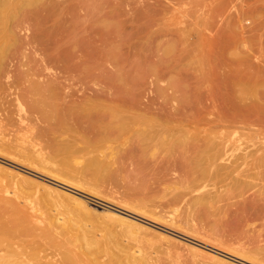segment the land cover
Here are the masks:
<instances>
[{
  "label": "rangeland",
  "instance_id": "1",
  "mask_svg": "<svg viewBox=\"0 0 264 264\" xmlns=\"http://www.w3.org/2000/svg\"><path fill=\"white\" fill-rule=\"evenodd\" d=\"M51 4L54 9L50 8ZM38 7L23 6L15 20L6 24L11 30L8 37L12 45L10 71L28 70L41 82L58 73L68 78L65 72L71 73L68 69L76 60L71 62L72 53L65 48L89 43L84 29L96 28L97 46L104 51L91 53L94 70L78 73L84 77L82 85L73 81L76 79H67L69 83L63 77L62 89L71 93L82 88L85 96L90 97L101 87L113 85L116 90L123 76L133 90L130 96L140 103L122 113V117L126 115L125 120L118 119L119 125L123 121L125 127L120 140L107 143L108 147L100 143L99 149L103 145L107 148L98 152L96 147L94 153L87 152L80 160L84 165L95 154L102 158L105 153H111V168H103L100 172L96 168H72L70 155H58L46 148L49 163L45 169L80 183L85 193L63 185L62 180H53L52 174L37 173L35 168L0 153V184L10 192H0V198L4 195L6 199H0V227L9 230L0 231V264H264V201L259 197V192H264V181L260 178L264 175V0H42L40 7L43 8ZM55 8L62 9L56 12ZM45 13L49 18L53 16L50 22ZM53 32L57 33L55 38ZM37 36H42V42L37 41ZM50 37L55 42L50 41ZM49 47L53 49H47ZM56 51L62 57L68 54L58 64H66L68 71L63 65V69H58L53 61L51 54ZM107 54L109 58L103 59ZM116 63L117 68L114 67ZM159 63L162 66L159 67ZM149 64L154 67H150L152 70ZM154 69L156 73H152ZM129 70L133 72L130 74ZM74 73L72 75H76ZM115 75H119L121 81ZM217 107L224 108L221 123H214L219 118V112L214 109ZM136 114L138 117H132ZM171 114L175 121H182V129L180 125L174 127L176 123L166 122ZM127 115L133 118L131 122ZM14 118H19L18 111ZM148 118L160 124L165 122L170 129L172 125V128H180L183 132L180 129H176L178 133L175 129L172 131L177 138L188 139L202 156L211 154L208 160L203 158L202 168H228L219 171L217 178H204L205 191L210 193L212 199L209 201L215 209L211 207L206 212L208 216L202 219L194 214L188 223L192 229L190 233L186 228L171 229L160 221L147 220L139 212L154 207L156 200L148 202L151 196L157 199L160 195L163 202L171 198L175 181L181 182L177 183L179 189L175 192L183 190L185 185L177 171L164 173L161 168H155V174L162 173L157 174L163 181L162 190L151 195L146 191L144 183L153 182L147 176L149 170L144 168V120ZM125 121L130 125L124 126ZM29 122L32 126L36 124L34 119ZM9 129L12 131L5 134L10 138L16 135L14 143L23 145L19 147L22 153L31 149L33 130L15 133L16 127ZM155 129L153 132L159 133L162 127ZM156 141H152L150 147V154L154 155L152 165L158 163L164 168L168 165L169 153L166 148L156 146ZM214 154H217L216 160H212ZM232 168L240 169L238 173L243 176L237 178V173H231ZM10 169L63 192L51 194L43 185L28 184L21 176L15 177L13 184L7 171L15 173ZM64 192L77 200L70 199ZM74 192H79L80 196ZM203 193V190L194 192L181 202L182 217L184 212L205 210L202 205L205 202L199 198ZM94 200L103 202L107 208H101L103 205L98 206ZM84 202L89 210L81 207ZM182 217L177 216V219L185 223ZM193 231H200L208 241ZM167 234L177 238V243H168L163 237ZM214 256L218 260L213 259Z\"/></svg>",
  "mask_w": 264,
  "mask_h": 264
},
{
  "label": "bare ground",
  "instance_id": "2",
  "mask_svg": "<svg viewBox=\"0 0 264 264\" xmlns=\"http://www.w3.org/2000/svg\"><path fill=\"white\" fill-rule=\"evenodd\" d=\"M41 2H42V0H0V153L12 158L13 161L25 163V164H27L26 166H28V167L31 166L32 168H35L36 169L35 171H37V173L41 172V174L42 173H44V174H47V173L48 174H52L53 177H54L53 180H55V181H57L56 179L62 180V181H64L62 183L63 185H66V186L71 187V188H73V189H75L77 191L85 193L86 191L82 189L83 186L80 185V183L76 184L73 181H69L67 179H64V177H62L58 173H54V171L52 173L50 170L45 169V168H47V164L49 163L48 162V157L46 156V154H47L46 148L52 149V151L54 153L58 154V155H63V154L70 155V157L73 158V159H72V161H70L69 166L72 167V168H96L97 169L96 171H98V172L102 171L103 168H111V166L113 165V163H112V159L113 158L111 157L112 156L111 153H105L104 157H102V158L100 157V155H96L95 154L94 157L92 156L93 158L90 160V162L84 163V165H81L80 160H81V158L83 156L87 155L85 153L88 152V154H89V152H91V151L94 153V148L97 149L98 146H99L98 144L104 143V144L107 145V143H113V142L115 143L116 140H120L121 138L120 139H118V138L120 137L121 134L122 135L124 134L123 130L125 129V127L122 126L123 125V121H122V125L121 126L119 125L120 123H119L118 119H120L122 117V113H126L127 110H129V108H132L131 105L135 106L139 101H136L133 97L130 96L132 94L133 90H131L132 88L128 87V85L126 84V80H125V78L123 76L121 77L123 79V82L121 83V86L117 87L116 90L114 89L113 85L112 86L101 87V85H100L102 83L101 82L99 84L101 88L98 89L96 92H94V94L92 96L87 97V96H85V92L83 90H81L82 88L81 89H77L74 92L72 90L71 93L65 92L64 89H62L63 88V83H64L63 82V80H64L63 77L64 76L63 75L60 76L59 73L56 74V75H53L54 77H51L52 74H50L51 78L45 79V80L42 79L43 80L42 82L40 81V79H34L33 76H35V74L34 75H30L28 70H24V69H17L16 70L15 69L16 71L15 70H11V71H14V72L11 73V71H10V63L12 61L11 60L12 59L11 58L12 45L8 41V37L10 36L9 33H10L11 30H10V27H8L6 24H8L11 21L13 22V20H15L14 18L17 17V15L20 13V11L23 8V6H27V7L28 6H35V8L39 6L38 8L40 9V8H43V7H40ZM44 4H46V3H44ZM60 5H62V4H60ZM50 6H51L50 8L53 7V9H54V6L52 4ZM55 7H57V6H55ZM60 9H62V8H60ZM60 9L57 8L56 12L58 10H60ZM34 10L35 9H33V11ZM39 14H43V13L40 12ZM53 15H55V14H53ZM45 16L48 17V19H49V20H47L48 22H50L51 21L50 18L53 17V16H51L49 18L50 15L48 14V16H47L46 13H45ZM70 16H73V14H71ZM37 17H38V14H37ZM40 17H41V15H40ZM93 18H94V16H93ZM46 19L47 18H45V21H46ZM90 19H92V18L90 17ZM42 20H44V19H42ZM90 21H92V20H90ZM62 23H64V22H62ZM40 24H41V22H40ZM65 24H66V22H65ZM56 25H57V23H56ZM42 27L43 26H41V28ZM57 27H58V25H57ZM74 27L76 28V26H74ZM60 29H62V28H60ZM95 29L96 28H94V29L93 28L84 29V33H86L87 36L90 38L89 39V43L88 42L84 43L85 44L84 46H81V45L79 46L77 44H74L70 48H68V47H67V49L65 48V50H67V51H69L68 49H70V51L72 53L71 62L72 61L74 62L76 60L74 62V64H73V66L71 65L72 68L68 69L71 73L65 72V74H68V76H67L68 78L64 77L66 80L67 79L68 80L76 79V80H73V81H76V84L79 83V84L82 85L84 77H80L79 74L80 73H81V75H82V73L86 74V73H89L91 70H94L92 65H91V60H92L91 59V53L93 51L99 52L98 50H103L104 49L103 47L101 49L100 47L97 46V41L98 40L95 39V32H94ZM98 29L101 30V28H98ZM52 31H54V30H52ZM103 31H105V29ZM54 32H53V35H52L53 38H55L54 35L57 34L58 31H57V33H54ZM97 32H99V31H97ZM41 33H42V36L45 37L43 35L44 32H41ZM110 33H111V30H110ZM62 34H64V33H62ZM106 34L108 35V33H106ZM46 35H48V34H46ZM42 36L41 37L37 36V39H38L37 41L38 42L39 41L42 42L41 41ZM65 36H67V35L65 34ZM102 36H103V34H102ZM108 37H109V35H108ZM108 37H106V38L109 40ZM100 38H101V36H100ZM48 40H47V42H48ZM50 41H52V38L50 39ZM53 41L55 42V40H53ZM29 42H31V41L29 40ZM44 42H46V41H43V43ZM105 42H107V41H105ZM108 43H111V42L108 41ZM31 44H32V42H31ZM52 44H56V43H52ZM37 45H39V44H37ZM108 45H107V47H108ZM24 46H25V43H24ZM22 47H23V45H22ZM33 48L35 50V47H33ZM47 49H53V48L49 47ZM38 51H40V50H37V52ZM62 52H64V51H62ZM97 52H95V53H97ZM32 53H34V52H32ZM32 55H34V54H32ZM45 55H44V57H45ZM51 55L53 57L52 58L53 61L58 66V64L60 65V63L63 62L64 56H67L68 54L67 55L62 54V55H64L62 57L56 51L55 54H51ZM100 55H102V54H100ZM39 56H41V55H39ZM147 56H148V54H147ZM68 58L65 57V59L69 60ZM95 58H96V56H95ZM102 58L103 59H107V58H109V55L107 54V55L103 56ZM47 59H48V57H47ZM42 60L44 61V59H42ZM49 61H51V60H49ZM69 61H67V64L69 63ZM130 61H131V59H130ZM162 61H163V59H162ZM121 62H122V60H121ZM152 62L153 61H151V63ZM45 63H46V59H45ZM160 63H161V61H160ZM160 63H159V67L162 66V64H160ZM165 63H166V61H165ZM102 64H104V63H102ZM41 65H42V63H41ZM149 65H150L149 68L150 67L154 68V67L151 66V64H149ZM47 66H48V64H47ZM47 66L45 65V67H47ZM61 66H58V69H60L59 67H61ZM117 66H118V64L116 63V66H114V67L117 68ZM64 67L66 69V64H65ZM51 68L53 69L52 66H51ZM11 69H12V67H11ZM61 69H63V68L61 67ZM99 69H100V67H99ZM126 69L128 70V67ZM126 69H124V70H126ZM54 70H55V67H54ZM114 70H115V68H114ZM133 70L130 71V74H131V72H133ZM151 70H150V72H151ZM64 71L65 70H62L63 73H64ZM109 71H113V70L109 69ZM74 72H76V75H72V73H74ZM114 73H116V72L114 71ZM114 73H113V75H114ZM152 73H156L155 69L153 70ZM102 74L99 75V76L101 77ZM123 74H125V71L123 72ZM94 75H96V74H94ZM126 75H128V74H126ZM100 77H99V79H100ZM115 77H117V75H115ZM105 78H106V76H105ZM118 78H120L119 75L117 77V80H119ZM121 78H120V81H121ZM128 79H129V76H128ZM188 79H191V78H189V76H188ZM93 80H95V78ZM114 81H115V79H114ZM84 82L86 83L85 80H84ZM98 82H100V80ZM173 82H175V80ZM183 82H185V81H183ZM86 85H87V83H86ZM64 86H66V85H64ZM104 86H105V84H104ZM12 88L14 89L13 91L11 90ZM173 89H175V88H173ZM177 89H178V87H177ZM188 91H190V90H188ZM78 92L81 93V97L79 96ZM183 98H185V95H183L182 99ZM214 109L217 112H219V116H218L219 118L214 123L223 122L224 111L222 109H224V108L222 107L220 109L219 107H217V108H214ZM16 111H18V113H19V118L18 119L14 118V115L16 114ZM176 112H178V111H176ZM127 114H131V113H127ZM127 116H129V119L128 118L127 119L131 122V120L133 118L131 119L130 115H127ZM134 116H137V114L133 115L132 117H134ZM125 117H126V115L124 117H122V118L125 120ZM139 118H140V116H139ZM168 118L171 121L170 120H167V121L164 120V121H166V122L169 121V123H171V124L176 123V124H174V127H177V125H180L179 127L181 129L183 128L182 121L178 122V121L174 120V114H171V116H168ZM32 119H34L36 121V124L34 126H32L31 122H29ZM145 121H147V122H145ZM129 123H126V121H125L124 122V126H126V124L130 125ZM144 123H146V129H144V168H147V170H149V173L147 174V176L151 177L150 179H153L152 183L149 180L144 183V187H145L146 191H148L149 195H151V193L158 194V193H160V190H162L161 189V187H162L161 183L163 181H161L162 179L158 177V175H160L162 173H159V172L156 171L157 173L155 174V168H157V169L161 168L162 169L161 172L165 171L164 173H168L169 171H171V172L172 171H177L179 173V176L182 178L183 185L184 184L185 185L182 187L183 190H181L179 192H175L176 189H179L178 188V184L181 183V182H176L175 181V183L172 184L173 185L172 186V190L173 191H172L171 198H169L167 201L163 202L162 200L159 199L160 195L159 196L156 195L157 199L156 198H152V196H151V198L149 199L148 202L156 200L157 203L154 205V207H146L149 210H144V211H139V212H142V214H144V217H146L147 220H150V221H153V222L154 221H160V222L164 223L163 225L166 226L167 228H171L172 227L173 229L176 228V230L177 229L180 230L182 228H186V232H189L192 229H189L188 226H190V225L188 223H191L192 219L194 218L193 217L194 214H197V218L202 219L203 217L208 216L206 214V212H208L211 207H213L212 208L213 210L215 209L214 205L212 204L213 202L210 203V201H209L210 198H211L210 193L208 191H205V189H207V185H204V183H203L204 178H206V177H210V179L217 178L219 171H221L223 169L224 170L226 169V171H227L228 168H221V167L220 168H218V167L217 168H202V162L208 160L209 156L211 154H207V155L205 154V156H202L201 152H199L197 149H195L193 147V145L188 141V139L177 138L176 137V132H175V135H174V133H172V131L175 129V128H172L173 125H172V127L170 129L169 128L170 125L167 127L165 125V122H162L163 124L162 123L160 124L157 121L155 122V120L152 119V118H150V119L148 118V119L144 120ZM10 126L11 127H16V131H14L15 133H20V132H22L24 130H27V131H32L33 130L35 132V136H34V138L32 140V144H31V149L27 150L26 153H22L23 150L20 151V149H19L20 146L23 148V145L18 144V143L17 144L14 143V142H16V135H13L14 137L10 138V137H8L9 134H5V132H7V131H12L11 129H9ZM158 126L160 128L162 127L161 131H159V133L158 132L154 133L153 131L154 130L156 131L155 127H158ZM209 126H211V125H209ZM212 127H214V126H212ZM176 129H175V131L179 130V129H177V130ZM130 130H132V128ZM129 132L130 131H128V133ZM165 133H168V135L163 137V135ZM177 133H178V131H177ZM160 135H162V136H160ZM155 139H157V141L155 142L156 146H161V147L166 148L167 152L169 153L168 157L166 158V160L168 162V165H166L167 162L165 161L166 164H163V165L164 166L166 165V167H164V168H162L161 165H159L158 163H153V165H152V161L151 160L153 159L154 155L150 154V151L152 149L150 147H151V144L153 143L152 141H155ZM118 143H120V142H118ZM126 143H127V141H126ZM5 146H7V147H5ZM108 146L109 145H107V147ZM103 147L102 148L100 147V149L98 148L97 149L98 152L101 149H106L107 148L104 145H103ZM177 152H178V154H177ZM95 153H97V152H95ZM103 153H104V151H103ZM176 155H178V156H176ZM216 157H217V154H214L212 160H214V159L216 160ZM203 158H204V161H203ZM33 160H35L36 162L38 161L40 163V165L39 166L35 165ZM68 160H69V158H68ZM32 161H33V163H32ZM66 164H67V162H66ZM224 164L225 163H223V165ZM1 169L4 172H6L5 169H3V168H1ZM153 169H154V171H153ZM239 170L240 169L232 168L231 173L232 174L233 173H237L238 174L237 178L239 177V179H240L243 176V174L238 173ZM10 171L15 173V174H12V173L7 171V173H9V175H10L9 178H11V183H13V184H15V181H14L15 177L21 176V177L25 178V181L28 184H38L40 186L43 185L44 188L51 194L56 193V194L60 195V194H62L61 192H63L61 189H58L57 187H53V186H51L49 184H45L43 182H39L36 179H33V178L28 177L26 175H23L21 172L13 171L11 169H10ZM239 174H241V175H239ZM176 175H178V174H176ZM223 175H225V174L223 173ZM225 177L227 178V176H225ZM260 178H261V180L264 181V175L263 174H261ZM239 179H234V180H237V182H238ZM218 180H219V178H218ZM215 182H216V180H215ZM219 182H221V181H219ZM213 184L216 185L215 183H213ZM245 184H246V182H245ZM208 186H209V184H208ZM262 188H264V185H262ZM90 190H92V189H90ZM201 190H203L204 193L201 195V197L199 196V198H200V200L202 199V202L204 200L205 204H202V205H203V208H205V210H202V211L200 210L201 212H195L194 211V213L191 211V212H188V214H186L184 212L183 213L184 215L182 217V211H181V208H180L181 202L187 196H190L194 192L197 193V192H199ZM87 191H88V189H87ZM0 192H2V194H4V193L10 194L8 188L6 186L2 185V184H0ZM261 192H259V197L261 198L260 200L264 201V192H262V193ZM74 193L80 196V194H78L79 192L78 193L74 192ZM89 193H90V191H89ZM63 194L67 195L70 199L77 200L76 197L68 195L65 192ZM211 194H212V192H211ZM166 195L167 194H165L164 196H166ZM4 197H5L4 195H3V197H1L2 200H3ZM89 199H91V198H89ZM161 199H162V197H161ZM94 201L97 202L96 204H98V206L103 205V206H101V208H105V207L107 208V205H104L103 202L100 203L97 200H94ZM94 201H93V203H95ZM104 203H106V202L104 201ZM197 206H199V205L197 204ZM81 207H84V208L87 209L88 205L86 206V204L84 202V203H82ZM108 207H109V205H108ZM248 209H249V207H248ZM87 210H89V209H87ZM237 210H239V208ZM218 215L220 216V214H218ZM177 216L178 217L179 216L182 217V219L184 218L183 220L186 221V222L185 223H183V222L180 223V221L177 219ZM141 217H143V215H141ZM130 218H134V217H130ZM141 219H143V218H141ZM240 219H242V218H240ZM193 228L197 229L198 227H193ZM0 231H9V230H7L6 228L0 227ZM193 233H197V236L200 235L206 241H208V239H207L208 237H205V236L201 235L200 231L199 232L193 231ZM161 234H165V233H161ZM183 234H186V233H183ZM186 236H188V235H186ZM163 237L168 243H174V242L177 243V241H176L177 238L175 240L173 237L168 236V234L164 235ZM195 248H197V247H195ZM198 250H199V248H198ZM234 252H235V250H234ZM237 254H238V252H237ZM212 255H214V254H212ZM213 259H216L215 256H214ZM216 260H218V259H216ZM219 261H222V260H219Z\"/></svg>",
  "mask_w": 264,
  "mask_h": 264
}]
</instances>
